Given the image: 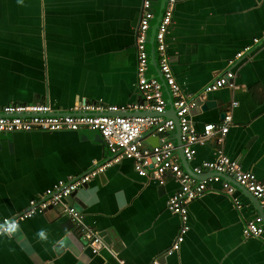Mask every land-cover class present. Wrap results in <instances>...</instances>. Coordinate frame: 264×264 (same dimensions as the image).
<instances>
[{
	"label": "crops",
	"instance_id": "1",
	"mask_svg": "<svg viewBox=\"0 0 264 264\" xmlns=\"http://www.w3.org/2000/svg\"><path fill=\"white\" fill-rule=\"evenodd\" d=\"M145 1L0 0V109L48 102L55 113H66L83 101L117 106L139 101L136 32ZM147 1L154 14L149 75L160 80L151 38L167 0ZM167 44L175 78L190 96L201 93L229 69L230 60L253 47L234 67L236 88L208 94L206 101L215 107L203 111L205 101L192 113L199 133L206 124H222L221 115L229 111L232 123L223 143L214 138L196 147L188 173L209 180L211 173L194 170L215 161L222 150L264 183V0H178ZM164 95L169 100L166 88ZM170 108L165 118L174 120ZM88 131L0 134V220L25 212L32 199L58 181L82 175L94 162L111 157ZM163 138L174 144L176 160L186 171L177 130L145 134L144 144L157 146ZM231 182L232 196L209 192L188 205L189 231L181 249L163 259L182 227L167 206L180 184L140 177L134 161L124 159L81 188L73 203L68 201L88 227L106 232L111 244L104 242L106 247L94 253L62 206H54L22 221L15 233L0 235V264H264V240L243 237L248 222L263 218L260 206Z\"/></svg>",
	"mask_w": 264,
	"mask_h": 264
},
{
	"label": "built area",
	"instance_id": "2",
	"mask_svg": "<svg viewBox=\"0 0 264 264\" xmlns=\"http://www.w3.org/2000/svg\"><path fill=\"white\" fill-rule=\"evenodd\" d=\"M177 0H167L166 9L159 22L156 35L157 66L161 79L149 75L150 53L148 51L149 29L154 14L151 2L143 4V14L137 32L136 48L138 53V69L136 88L140 100L124 105H106L104 103H78L66 114L55 115L48 102L38 104H9L0 109V134L16 132H62L90 130L98 132L105 141L111 157L103 162H94L92 168L77 177L61 180L45 190L41 198L31 200L29 208L13 218L0 220V235L9 234L6 229L11 223L20 225L22 221L36 214L45 213L54 206H62L63 213L79 230L85 245L94 253L106 247L103 237L93 231L85 223V216L68 200L88 185L93 179L103 174L107 168L124 159L134 161V167L140 177L154 179L163 184L167 179L179 182V190L169 199L168 210L180 217L182 227L166 256L179 252L188 233V205L203 197L206 193L217 192L232 196L235 192L233 182L250 192L261 205L263 218L248 222L243 229L245 238L264 240V183L254 173L244 171L237 161L231 160L222 150L215 161L204 162L195 168L194 173L212 174L209 180L199 181L184 171L176 160V147L167 138L161 139L157 146L147 147L144 144L147 136L166 135L176 130V123L165 118L169 101L172 103L180 126V140L187 161L194 159L196 147L217 139L221 144L229 132L232 123L231 111L226 113L222 124H206L199 133L192 120V113L200 108L210 93L225 87L236 88L234 67L243 56L249 55L253 47L248 46L235 59L229 61V69L208 84L196 96L186 95L178 84L168 53L167 34L173 24L174 9ZM255 43L259 39L254 40ZM164 88L169 93V100L164 95ZM237 103L233 104L236 107ZM126 114V115H121ZM127 113H131L128 115ZM134 113H143L135 115ZM209 183H218L220 188H212ZM239 207V205H237ZM112 253L114 251L109 248ZM123 264L121 260H118ZM152 264H159L155 260Z\"/></svg>",
	"mask_w": 264,
	"mask_h": 264
},
{
	"label": "water",
	"instance_id": "3",
	"mask_svg": "<svg viewBox=\"0 0 264 264\" xmlns=\"http://www.w3.org/2000/svg\"><path fill=\"white\" fill-rule=\"evenodd\" d=\"M178 1V0H177ZM162 15L163 14H160V17H159V21H158V23H157V25H156V29H155V32L153 33V36H152V38H151V43L152 42H154L155 41V35H156V31H157V28H158V25H159V22H160V20H161V18H162ZM142 18V17H141ZM141 18H140V21H141ZM140 21H139V25H140ZM139 25H138V28H139ZM138 28H137V32H138ZM136 32V33H137ZM254 51V50H253ZM152 53V58H153V62L155 63V65L157 66V60H156V50H155V48H153V51L151 52ZM252 53V52H251ZM250 53V54H251ZM233 60V59H232ZM161 77V76H160ZM161 79V78H160ZM85 101H83V103H84ZM127 105V104H126ZM121 106H124V105H121ZM169 106L171 107L170 109H171V112H173V114H174V121H175V123H176V130H177V132H178V134H179V136H180V126H179V122H178V118H177V116L175 115V111H174V108L172 107V103H171V101H169ZM213 107H215V102H213V101H206V103L202 106V110L203 111H208L209 109H212ZM67 113V112H66ZM66 113H58V112H56V113H54L55 115H57V114H62V115H64V114H66ZM128 115H131V113H127ZM135 115L137 114V115H141V114H143V113H134ZM121 115H126V114H122L121 113ZM225 116H226V114H222L221 115V118L222 119H224L225 118ZM88 133V136L91 138V139H97V141H101L104 145H106L105 144V141L103 140V138L101 137V135L98 133V132H96V131H88L87 132ZM183 155H181V158H182V160H183ZM182 164H183V167H184V169L187 171V172H192L191 171V169L189 168V162L187 161V160H183V162H182ZM68 180V179H67ZM61 181V180H60ZM64 181V180H63ZM59 182V181H58ZM57 182V183H58ZM56 184V183H55ZM87 185H85L84 187H86ZM238 187H240L239 185H238ZM246 190V189H245ZM248 193H250V192H248ZM43 194V193H42ZM42 194L41 195H39V197H37V198H34V199H39V198H41V196H42ZM251 194V193H250ZM254 197V196H253ZM34 199H32V200H34ZM254 199H256L255 197H254ZM70 203H73L74 202V199L73 198H71V199H69L68 200ZM255 201H257L258 202V204H259V206H260V215H263V213H262V210H261V205H260V202L258 201V200H255ZM42 214H44V213H42ZM13 218V217H12ZM188 218H189V214H188ZM187 225H188V223H187ZM188 227H189V225H188ZM189 231V230H188ZM99 235L101 236V237H103V241L105 242V243H107V244H111L112 243V241H111V239H110V237L107 235V233L105 232V233H99ZM186 236V235H185ZM243 237L245 238V236L243 235ZM182 246V245H181ZM164 258L163 259H166V253H164V255H162ZM159 261V260H158Z\"/></svg>",
	"mask_w": 264,
	"mask_h": 264
},
{
	"label": "clouds",
	"instance_id": "4",
	"mask_svg": "<svg viewBox=\"0 0 264 264\" xmlns=\"http://www.w3.org/2000/svg\"><path fill=\"white\" fill-rule=\"evenodd\" d=\"M18 2L19 3H23V0H18ZM17 228H18V226H17V224H15V223H11V224H9V226L7 227V229H6V231L8 232V233H15L16 231H17ZM39 236H40V238H42V239H46V235H45V232L44 231H40L39 232ZM61 244H63L64 243V241H61L60 242Z\"/></svg>",
	"mask_w": 264,
	"mask_h": 264
}]
</instances>
